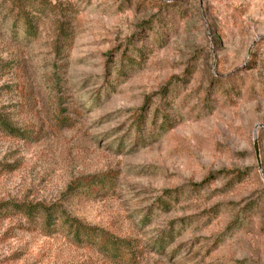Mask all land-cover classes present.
I'll return each mask as SVG.
<instances>
[{"label": "rangeland", "instance_id": "obj_1", "mask_svg": "<svg viewBox=\"0 0 264 264\" xmlns=\"http://www.w3.org/2000/svg\"><path fill=\"white\" fill-rule=\"evenodd\" d=\"M0 113V264H264V0H0Z\"/></svg>", "mask_w": 264, "mask_h": 264}, {"label": "trees", "instance_id": "obj_2", "mask_svg": "<svg viewBox=\"0 0 264 264\" xmlns=\"http://www.w3.org/2000/svg\"><path fill=\"white\" fill-rule=\"evenodd\" d=\"M25 36H35L36 34V22L33 20L26 18L25 20ZM140 123V121H138ZM0 126L7 130L8 132H15L18 131L17 128L13 127L9 122L8 119L0 113ZM19 133V132H18ZM17 208H20L21 205H17ZM54 207L53 206H43L42 204H33L30 205L27 209V213L39 212L43 211L44 216L46 218V222L48 225L55 223V217H61L63 222L67 224L68 231L72 234V237L75 242H90L99 247V249L109 256H113L116 258L126 256L125 253H129L131 250V243L129 240L120 239L115 237L114 235L107 233L103 230H100L95 227H91L89 225L83 224L77 218L71 217L67 214L64 210H59L57 214L54 215L50 210ZM56 209L54 208L53 211ZM160 246V244L158 245ZM123 250V254H120L119 251Z\"/></svg>", "mask_w": 264, "mask_h": 264}]
</instances>
